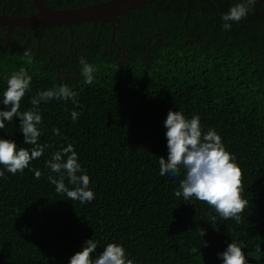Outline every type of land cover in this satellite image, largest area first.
Here are the masks:
<instances>
[{
  "label": "trees",
  "instance_id": "1",
  "mask_svg": "<svg viewBox=\"0 0 264 264\" xmlns=\"http://www.w3.org/2000/svg\"><path fill=\"white\" fill-rule=\"evenodd\" d=\"M43 1L70 8L98 0ZM240 2L153 0L118 16L130 57L120 67L91 50L86 62L97 69L91 85L82 65L76 80L62 83L37 60L28 63L25 51L0 46V111L10 110L3 93L20 68L32 78L21 112L33 110L32 97L61 84L77 93L79 104L52 99L35 108L42 115L38 144L46 147L29 167L41 171L40 179L29 169L12 175L0 165V264H70L89 239L97 243L94 259L115 243L134 264H223L218 254L236 242L248 264H264V4L225 31L222 14ZM19 9L13 13L29 14ZM170 110L198 116L202 132L214 130L235 156L248 201L241 222L222 219L194 197L177 198L183 168L178 177L159 174V158L168 156ZM72 111L79 114L75 121ZM20 123L6 121L0 139L30 151ZM69 144L90 177V203L68 200L48 180L59 175L46 162ZM65 185L75 187L66 176Z\"/></svg>",
  "mask_w": 264,
  "mask_h": 264
},
{
  "label": "clouds",
  "instance_id": "2",
  "mask_svg": "<svg viewBox=\"0 0 264 264\" xmlns=\"http://www.w3.org/2000/svg\"><path fill=\"white\" fill-rule=\"evenodd\" d=\"M256 3L257 0H241L231 7L228 13L222 14L223 29L231 30L232 23L246 18L249 12L254 11ZM24 56L27 57L28 63L32 62V55L28 51L24 52ZM80 64L83 66L81 74L85 83L91 85L97 69L84 58L80 59ZM31 80L24 68H20L8 79L2 104L10 110L0 111V130L5 128L6 121L11 123L14 118H19L24 143L33 147L30 151L23 147L18 149L14 141L0 139V165L12 175L23 174L25 169H29L34 172L36 179H40L41 171L29 167L33 160L44 154L46 147L38 144V138L42 134L39 129L42 115L35 108L42 101L48 102L52 99L65 102L71 100L77 107L79 104L76 100L77 93L66 84H61L56 89L40 92L32 97L33 110L21 112V101L31 90ZM78 115L76 111H72V120L75 121ZM164 127L167 129L168 156L167 159L159 158V174L178 177L181 168L185 170L184 179L180 181L175 196H182L185 201L194 197L211 206L222 219L241 222V214L248 205V201L242 198L244 173L235 162V156L226 150L221 137L214 130L203 133L198 116L187 119L180 111L170 110ZM53 133L59 135V130L53 129ZM46 167L59 175V179L48 177L58 194H66L68 200L79 201L81 204L90 203L95 199L94 192L89 189L90 177L84 174L78 162V154L71 144L53 153L51 159L46 162ZM65 176L69 184L75 186L71 190L65 185ZM2 177L4 172L0 171V178ZM210 221L214 226L216 216H212ZM198 231L202 237L206 235V230L198 228ZM204 247H207L206 242ZM96 249L97 243L93 239L87 240L82 251L70 258V264H134L133 260L128 259L121 245L109 243L94 259L92 254ZM191 251L196 253L201 250L193 248ZM255 251L261 253V247L257 245ZM218 255L223 264H248L245 253L236 242L229 244L226 250Z\"/></svg>",
  "mask_w": 264,
  "mask_h": 264
},
{
  "label": "flooded vegetation",
  "instance_id": "3",
  "mask_svg": "<svg viewBox=\"0 0 264 264\" xmlns=\"http://www.w3.org/2000/svg\"><path fill=\"white\" fill-rule=\"evenodd\" d=\"M24 1L26 2L0 0V13L14 14L13 12L20 5H22V9H19L21 12L33 13L31 0ZM46 1L60 6L68 4V0ZM119 22V19L112 24L107 21L102 24L83 22L71 24L69 27L58 25L42 29L12 26L8 40L5 37L7 32L5 26H0V46L28 51L33 59L56 73V80L69 83L71 80H76L81 67L80 59L87 60L91 50L98 51L106 61H112L120 67L127 63L126 60L130 57L127 53L128 36L125 29L119 26ZM128 27L132 32H135L133 28H137L132 24ZM146 55L145 53L144 56L147 57Z\"/></svg>",
  "mask_w": 264,
  "mask_h": 264
},
{
  "label": "water",
  "instance_id": "4",
  "mask_svg": "<svg viewBox=\"0 0 264 264\" xmlns=\"http://www.w3.org/2000/svg\"><path fill=\"white\" fill-rule=\"evenodd\" d=\"M153 0H98L70 8H52L43 0H31L34 12L29 15L0 13V26H5V37L8 40L12 26L27 28H49L51 26L69 27L71 24L83 22L100 23L107 21L113 23L118 16H127L128 11L143 4H149ZM263 3L264 0H257Z\"/></svg>",
  "mask_w": 264,
  "mask_h": 264
}]
</instances>
